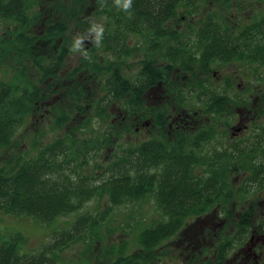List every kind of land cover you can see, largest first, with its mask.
Returning <instances> with one entry per match:
<instances>
[{
	"label": "trees",
	"instance_id": "16d2710c",
	"mask_svg": "<svg viewBox=\"0 0 264 264\" xmlns=\"http://www.w3.org/2000/svg\"><path fill=\"white\" fill-rule=\"evenodd\" d=\"M217 1L132 0L131 7L125 10L124 0L119 3L117 0H0V19L14 22L29 33L32 25H38L36 21L30 22L31 17L35 13L39 18L42 15L46 17L49 13L51 16H48L50 18L47 22V32L50 34L48 37H54L62 32V27L68 21L74 20L79 25L83 23L88 26L95 18H104L106 30L100 32L99 36L102 40L108 39L107 43L121 41L133 34L149 41L153 51L146 54L142 70L131 77L124 74L121 66L110 64L101 69L96 62L91 64L84 59L70 74L75 84L71 86L68 96L76 97L75 108L68 103L63 105L64 102L60 101L67 107L55 122L57 128L67 127L72 124L73 116L85 112L91 114L89 118H99L101 124L107 119L101 120L100 117H103L108 106L118 98L130 105L125 112L137 114L141 111H136L134 104L142 105V95L145 91L162 80L166 84L171 82L170 87L175 88V78L172 75L178 71L185 73L187 79L190 78L185 84L189 92H192L190 97L193 94L196 98L205 97V113H211L212 117H215L213 113L220 117H231L234 115L233 108H250L251 99L245 93L239 94L238 89L237 93H231L234 88L232 77L226 79L222 92L212 91L210 83L213 82L211 78L214 76H211V67L215 64L237 63L241 66H251L256 72L264 68V9L258 7L254 14L247 15L244 20L239 18L242 21H234L228 13L216 14L213 9L199 21L197 28L191 29L194 36L178 34L171 28L172 21L182 20L178 18L179 9H187L189 15H192L200 3L208 8ZM231 2L232 0H222L226 9L231 7ZM78 3L80 8L77 7ZM90 7H93V10L89 12ZM37 10L38 12H35ZM91 12L94 14L88 15ZM86 14L87 18L81 19V16ZM57 16L62 17L57 20ZM244 21L247 23L241 24ZM91 28L94 27L91 25ZM88 31L89 28L84 30L85 33H92ZM185 38L187 39L184 40ZM162 40L163 44L168 42L167 52L162 59H168L170 63L159 67L160 61L150 57L155 51L164 49L161 48ZM23 42L25 43L26 39H23ZM59 44L63 50L55 63L62 66L71 44L69 39ZM110 46L111 44L107 45L108 48ZM117 50H123V54L129 52L122 44L118 45ZM196 52L199 54L196 55ZM165 73L167 77L164 76ZM86 79L87 90L81 83ZM40 96L39 91H31L30 86L23 88L20 84H0V149H5L12 143L25 116L36 114L35 103L39 101ZM97 96L99 99H95ZM86 97L90 100L87 103V111L86 103L79 101L83 99L87 102ZM70 98L72 103L73 97ZM261 99L262 109L258 106L254 107V110L264 111V97ZM159 121L162 122L161 119ZM130 123L132 125L131 120ZM109 125L97 139L92 136L81 139L79 130H72L70 135L61 138L63 140L41 150L36 158L24 162L20 158L15 164L5 162L0 167V212L51 223L60 216L78 212L85 202L95 197H108L109 213L113 208L154 196L158 208L168 219L142 231L141 251L138 253L139 256L146 257L152 254L153 248L161 242L175 236L188 218L203 216L215 209L230 215V206L235 200H247L255 189L264 190V149L260 146L264 142V122L258 125V131L250 140L251 149L238 148L236 152L225 150L217 152L215 157L202 159L198 154L200 141H211L215 127L206 126L197 133L188 127L186 131H179L175 139L167 138V134L163 133L164 137L161 139L156 138L124 149L120 157L102 168L106 174L105 180L93 188H86L84 182H87V171L91 166L90 158H86V155L92 153L91 157H96L106 149H116L115 138L119 139L121 133H133V127L130 128L122 120ZM65 140L69 141L66 143ZM258 151L260 153H257ZM200 170L203 171L202 174L198 173ZM234 173L243 174L245 181L240 190H236L231 179ZM73 176L76 177L72 178ZM256 211L254 203H250L241 212L236 236L226 238L215 250L218 264L224 263L235 241L247 238L257 225L261 228V223L256 222ZM104 221L80 216L69 230L57 236V241L47 244L36 253L24 252L20 245L25 243V237L15 235L10 241L0 244V264H59L60 251L72 243L81 241ZM151 258L152 256L149 260ZM114 264H137V257H133L132 261L123 258Z\"/></svg>",
	"mask_w": 264,
	"mask_h": 264
},
{
	"label": "rangeland",
	"instance_id": "374dc122",
	"mask_svg": "<svg viewBox=\"0 0 264 264\" xmlns=\"http://www.w3.org/2000/svg\"><path fill=\"white\" fill-rule=\"evenodd\" d=\"M78 5L79 3L77 7ZM77 7L76 9L78 10L80 7ZM258 7L264 9V0H232L231 7L227 9L222 4V0L212 3L208 8H205L203 3H200L199 8L193 14L191 13L192 15H189V10L187 9H179L178 18H182V20L179 22L172 21L171 28H174L178 34H185L186 36L192 34L194 36L191 29L197 28L199 21L207 16L208 11L212 12L214 9L216 14L228 13L234 21H237L239 18L244 20L247 15L254 14L253 12H256L255 10ZM90 10L92 11L93 7L89 8V12ZM35 12H38V10ZM35 14L38 16L37 13ZM35 14L31 17L32 21L30 22L36 21L38 25L35 27L32 25L29 33H26L22 26L18 27L14 22L0 19V84H20L23 88L30 86L31 91H39L42 96L43 93L51 91L52 87L57 83L61 85L66 83L65 80L71 81L70 74L84 59L87 62L90 61L91 64L96 62L101 69L110 64L121 66L124 74L131 77L142 70L146 54H150L153 51L148 43L149 41L147 42L139 35H129L121 41H112L110 43H107L108 39L102 40L99 35L100 32L102 33L106 30V20L104 18H95L93 23L88 26L83 23L79 25L74 20L68 21L62 27L61 33H57L54 37H48L50 34L47 32L49 26L47 22L50 18L48 16H51V14L47 13L46 17L42 15L41 19L39 16L37 17L39 19L35 18ZM91 14L94 13H88V15ZM61 17L57 16L56 19L59 20ZM83 18H87V14L81 16V19ZM242 20L239 19V21ZM244 23L247 22L244 21L241 24ZM91 25L94 28H91ZM88 28L92 32L91 34L84 32ZM193 36L192 38H194ZM23 39H26L25 43ZM67 39H69L71 45L63 65L59 66L58 63H55L57 56L63 50L59 43L62 42L63 44ZM86 39L87 44L85 42ZM78 41L79 47H77ZM160 42L161 48L164 49L155 51L150 58L159 60V67H164L170 63L168 59H162L165 56V52H167L168 42L164 44L163 40ZM110 44L111 46L108 48L107 45ZM121 44L124 49L129 50L128 54L130 53V56L123 54V50H117L118 45L120 46ZM198 54L199 52H196V55ZM211 69V76H214L211 78V82L213 81L210 83L213 87L211 90L216 93L222 92L226 79L232 77L234 78V88L231 89V93H237L238 89L239 94L245 93V95L252 96L250 108H243V106L242 108H233L234 115L231 117H220L219 115L212 117L211 113L204 112L205 97L202 98L203 100L196 98L195 94L190 97L192 92H189V88L185 85L190 78H176L174 74L172 77L174 76L175 78V88L171 87V95H173L171 102L173 104L177 103V105L182 107V109H179L181 113L185 112L189 115V118L184 123L191 130L193 129V132L197 133L205 129L206 126L215 127L213 139L207 143H201L202 152L198 151L201 156L215 157L218 155L217 152L225 150L236 152L238 148L250 149L252 144L249 143L254 135L253 127H258L259 123L257 125L253 123L254 125L251 126L250 130L236 140H231L230 135L232 127H237L240 118H243L242 125L248 124V122H245L248 121L246 120L248 110L257 111L254 110V107H263L260 103L261 97H264V81H262L264 79V68L260 72H256L251 66H241L233 63L229 65L215 64ZM101 86H103V83H101ZM178 95H182V97ZM41 96L39 101L35 103L36 114L25 116L19 124L12 143L5 149H0V167L5 162L15 164L20 158L22 162L36 158L41 150L63 140L61 138L70 135L72 130L75 132L79 130V138L81 139H87L90 136L97 139L113 122L110 112L111 105H109L107 112L104 113L103 117H100L101 120H107L101 122V124L98 120L99 118H96V116L89 118L91 114H86L85 112L73 116L75 120L67 127L57 128L55 122L62 110L67 107L63 105L68 103V105L71 104L75 108L76 97L70 96L73 97L71 103V98L67 96L62 105L57 102V95H54L53 100L45 102L46 106L47 104L54 105L53 109L46 107H41L40 109V106H42L40 104ZM60 96L58 94V97ZM151 97L152 100L156 99L158 97L157 92L155 95L152 94ZM95 99H99V97L97 96ZM79 101L86 103L83 99ZM89 101L87 100V103ZM252 102L255 103L252 104ZM123 106L125 112L129 106L126 105L127 108H125V104ZM147 109L148 107H143V111H148ZM177 113L178 110L173 111L174 117ZM149 117L146 119H150ZM258 120L263 123L262 115L259 114ZM179 131L181 130L172 132L170 137L166 136H168L167 138L175 139ZM132 132L122 135L120 140L115 138L116 149H106V151L96 157H91L92 153L86 155V158H90L89 162L91 163L87 171V182H84L86 183V188H93L105 180L106 174H104L102 168L120 157L124 149L135 147L152 138L150 132H147L145 137L135 134L134 128ZM66 141L68 142L69 140ZM59 161L61 162L62 159H59ZM198 173L202 174L203 171L200 170ZM75 177L73 176L72 178ZM231 179L236 190H240L245 181L243 174L234 173ZM255 190L253 195L249 196L247 200H235L233 205L230 206V215L222 214V212L215 209L203 216L188 218L183 228L175 236L161 242L156 248H153V253L146 257H141L138 253L141 251L140 236L142 231L168 219L158 208L154 196H150L149 199L144 201L128 203L113 208L109 213H107L110 207L108 197L106 195L104 197H95L85 202L78 212L60 216L51 223L47 221L41 222L32 217L15 216L0 212V244L10 241L12 237L19 234L26 239V244H21L20 248L26 253H36L47 244L57 241V236L69 230L78 217L88 216L90 219L99 218L105 221L94 232H89L81 241L72 243L60 251L58 253L59 264H114L123 258L132 261L133 257H137V264H218L215 259V250L226 238H234L236 236L240 214L250 203H254L257 210L256 222L261 223V228L257 225V228H253L252 231H258L257 234L259 235L264 233V190ZM252 235L250 233L247 238H243V240L238 242L235 241L233 249L229 251L222 264H248L251 261L252 264H264V260H262L264 256L262 259L259 258L257 260L253 257L246 259L247 253L245 250L247 246L251 245L250 238ZM254 242H257V239L253 240ZM256 249L258 253L260 251L264 252V242L261 239L257 243ZM150 256L152 258L149 260Z\"/></svg>",
	"mask_w": 264,
	"mask_h": 264
},
{
	"label": "flooded vegetation",
	"instance_id": "af4514ba",
	"mask_svg": "<svg viewBox=\"0 0 264 264\" xmlns=\"http://www.w3.org/2000/svg\"><path fill=\"white\" fill-rule=\"evenodd\" d=\"M87 35V34H86ZM87 38V37H86ZM86 44H87V39L85 40ZM86 50H87V45H86ZM57 57H60L59 55ZM165 77H167V74H164ZM174 76H176V78H186L187 75H185V73H180L175 72ZM82 76H80L81 79ZM66 83H63L61 85H59L58 83L52 87L51 91H47L46 93H43L42 97H41V107H46V108H52L54 105H49L45 104V102L50 101L51 99L53 100L54 95L56 96V99L58 100L57 102H64L66 97L68 96V92L71 89V86H73L75 84V80L71 79V81L65 80ZM83 85L85 86V90H87V79L85 81L81 82ZM170 82L166 84L165 81H159L157 84L150 86L145 93L142 95V105H137L134 104V109L136 111H141L137 114L131 115L130 113L124 112L123 109V105L125 104V108L126 107V103L123 99L118 98L116 102L111 104L110 107V112H111V116H112V120H113V124L117 123L118 121L122 120L125 122V124L127 126H129L130 128H134V133L137 134L138 136H143L145 137L147 135V132H150L151 135V139H161L164 136H162L163 133L167 134L169 137L172 136V132H177V130H181V131H186L187 129V124H185L184 122L189 118V115H187L185 112L179 111V109H182V107H180L179 105H177V103H172V96L171 95V87H170ZM68 88V89H67ZM157 92V98L152 100L151 95L152 94H156ZM58 94H60L61 96L58 97ZM65 95V96H64ZM250 99L252 100V96ZM63 99V100H62ZM147 99V100H146ZM176 100V99H175ZM201 100H203L201 98ZM86 101H87V97H86ZM202 103V102H200ZM255 102H252V104H254ZM50 106V107H49ZM128 106V105H127ZM148 107V111H143V107ZM130 107V105H129ZM129 109V108H128ZM262 109V108H261ZM260 109V111H247V119L248 124H243L242 119L240 118L238 120V124L237 127H232V132H231V140H236L239 137H242L245 133H247L251 126L254 125L253 123H255L256 125L259 123L261 124V121L258 120V116L259 114L262 115L263 118V122H264V111H262ZM174 110H178V113L176 114V116L174 117L173 115V111ZM251 110V109H250ZM86 111H87V102H86ZM135 111V112H136ZM254 112V113H253ZM214 116H217V113H213ZM150 116V117H149ZM150 118V119H146V118ZM245 117V116H244ZM161 119V123H160V119ZM72 120L74 121L75 118L72 117ZM130 120L132 122V125L130 123ZM239 125V126H238ZM254 133L255 134L258 131V127H253ZM252 131V129H251ZM178 135V134H177ZM176 135V136H177ZM121 137H119V140L122 138V133L120 135ZM162 136V137H161ZM254 137V136H253ZM149 141V140H148ZM202 141H200V147H199V152H202ZM141 144V143H140ZM139 144V145H140ZM251 144V142L249 143ZM138 146V145H136ZM261 148L264 149V142L260 144ZM251 149V148H250ZM257 149V148H256ZM261 151V150H260ZM260 151H258L257 153H260ZM199 158L202 159L203 156H201L199 154ZM202 163V161H201ZM264 219V218H263ZM258 231L254 230L252 231V236L253 240L257 239V242L253 243V240L251 242L250 246H247L245 252L247 253V257L246 259L253 257L255 260L259 259V258H263L264 256V252L260 251L258 253V250L256 249L257 243L259 242V240L261 239L264 242V233H262L261 235L257 234ZM257 235V238H256ZM250 238V239H251ZM264 260V258L262 259ZM248 264H252V261L249 262Z\"/></svg>",
	"mask_w": 264,
	"mask_h": 264
},
{
	"label": "clouds",
	"instance_id": "9594fccd",
	"mask_svg": "<svg viewBox=\"0 0 264 264\" xmlns=\"http://www.w3.org/2000/svg\"><path fill=\"white\" fill-rule=\"evenodd\" d=\"M120 0H117V3H119ZM132 5V0H124L123 7L125 10L129 9ZM77 47H79V41L77 42Z\"/></svg>",
	"mask_w": 264,
	"mask_h": 264
},
{
	"label": "water",
	"instance_id": "95a60500",
	"mask_svg": "<svg viewBox=\"0 0 264 264\" xmlns=\"http://www.w3.org/2000/svg\"><path fill=\"white\" fill-rule=\"evenodd\" d=\"M252 240H253V237L250 239V243L252 242Z\"/></svg>",
	"mask_w": 264,
	"mask_h": 264
}]
</instances>
